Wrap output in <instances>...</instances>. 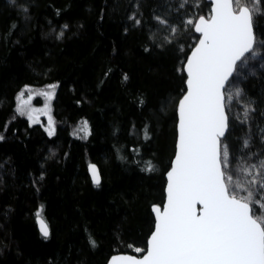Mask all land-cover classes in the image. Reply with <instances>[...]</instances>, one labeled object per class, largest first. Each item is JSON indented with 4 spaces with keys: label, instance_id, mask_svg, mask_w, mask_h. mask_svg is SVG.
I'll use <instances>...</instances> for the list:
<instances>
[{
    "label": "trees",
    "instance_id": "trees-1",
    "mask_svg": "<svg viewBox=\"0 0 264 264\" xmlns=\"http://www.w3.org/2000/svg\"><path fill=\"white\" fill-rule=\"evenodd\" d=\"M28 3L31 19L25 22L7 0H0V135L6 136L0 143V264H106L114 254L141 255L134 249L146 244L154 219L151 205L164 201L165 174L174 155L173 112L159 109L161 98L174 95L180 85L175 53L168 49L149 56L143 51L147 34L124 35L122 20L132 0ZM206 3L201 0V5ZM14 23L17 31L6 41ZM64 23L70 27L56 40ZM259 23L264 25V17ZM192 43L186 40L188 54ZM109 67L112 74L97 87ZM48 68L47 76L37 75ZM123 72L130 76L126 86L121 83ZM52 83L59 86L52 103L56 135L50 138L41 125L15 116L14 110L23 87ZM246 87L257 107L252 150L260 151L264 80L253 78ZM139 93L148 101L144 109L132 103ZM84 120L91 135L77 131ZM146 123L152 136L148 141L143 135ZM247 131L236 128L234 146ZM133 148L145 157L142 167L156 165L154 173L142 172L133 163L139 159ZM50 150L55 156L46 159ZM91 163L99 169L98 186L87 173ZM41 171L45 179L36 193L31 181ZM41 207L51 231L47 240L35 222ZM89 235L96 248L89 245Z\"/></svg>",
    "mask_w": 264,
    "mask_h": 264
},
{
    "label": "snow or ice",
    "instance_id": "snow-or-ice-1",
    "mask_svg": "<svg viewBox=\"0 0 264 264\" xmlns=\"http://www.w3.org/2000/svg\"><path fill=\"white\" fill-rule=\"evenodd\" d=\"M7 3L25 22L31 19L28 0ZM56 14L59 16L60 10ZM260 17H264V0H210L203 5L201 0H132L122 20L124 35L134 31L147 34L144 53L153 56L172 49L179 64L174 71L180 85L174 95L161 98L159 109L164 114L169 108L173 112L174 159L166 170V200L151 205L154 219L146 244L134 249L143 255H114L109 264H264V128L260 129L261 150L253 151L251 129L257 107L246 87L253 78L264 80V25L259 23ZM69 27L64 23L55 39H63ZM17 28L12 24L4 39L10 41ZM186 40H194L190 54ZM12 42L18 44L19 40ZM50 72L48 68L37 75L44 77ZM112 72L109 67L97 87H103ZM129 80V74L123 72L121 83L126 86ZM58 86L52 83L43 90L25 86L16 96L15 114L34 121V113L40 110L33 100L42 97L43 111H48L47 102L55 98ZM132 103L144 109L148 101L139 93ZM48 120L45 131L51 138L56 128L51 115ZM238 126L242 132L248 131L237 137L234 146L232 137ZM77 131L91 135L88 121ZM149 132L146 123L145 141L152 139ZM5 140L6 136L0 135V143ZM132 153L139 157L133 163L142 172L156 171L154 163L141 166L145 157L139 149L133 148ZM54 156L50 150L46 159ZM90 170L93 182L99 185L96 166L90 165ZM44 179L41 171L31 181L36 193ZM43 211L42 207L36 211V223L47 240L51 231ZM88 243L97 247L91 235Z\"/></svg>",
    "mask_w": 264,
    "mask_h": 264
},
{
    "label": "rangeland",
    "instance_id": "rangeland-1",
    "mask_svg": "<svg viewBox=\"0 0 264 264\" xmlns=\"http://www.w3.org/2000/svg\"><path fill=\"white\" fill-rule=\"evenodd\" d=\"M50 85V84H49ZM47 85L45 86H41V87H30V88H34V89H37V90H43L45 89ZM25 89V87H23L20 91H23ZM56 90L57 88L55 89V94H56ZM19 91V92H20ZM27 95L28 93L25 92V99L27 98ZM33 106L36 108V109H39L40 111H38L37 113H34V116H35V119L34 121L30 122L26 116L22 117V118H25L29 121L30 124H39L43 127V129H46L48 127V124H49V120H48V116L51 115L52 116V119L53 121L55 122L54 118H53V115H52V103H53V99L51 101H48V111H43L44 109V105H45V100L42 98V97H39L37 96L34 100H33ZM16 104H17V101L15 103V107H16ZM15 116H17L15 114ZM19 117V116H17ZM56 125V123H55Z\"/></svg>",
    "mask_w": 264,
    "mask_h": 264
},
{
    "label": "water",
    "instance_id": "water-1",
    "mask_svg": "<svg viewBox=\"0 0 264 264\" xmlns=\"http://www.w3.org/2000/svg\"><path fill=\"white\" fill-rule=\"evenodd\" d=\"M208 2H210V0H207ZM189 54H190V52H189ZM172 159H174V155H173V157H172ZM90 165H95V164H89L88 165V167H87V173H88V176H89V179H90V181H91V183L93 184V185H95V186H98L97 184H95L94 182H93V176H92V172H91V170H90ZM96 166V165H95ZM96 168H97V170H98V173H99V169H98V167L96 166ZM98 179H99V181L101 182V176H100V173H99V176H98ZM99 185H100V183H99ZM165 188H166V174H165ZM165 188H164V201H163V203L165 202V200H166V193H165ZM162 203V204H163ZM153 215V218H154V214H152ZM35 222H36V218H35ZM36 227H37V230H38V232L40 233V231H39V225L36 223ZM41 235V234H40ZM114 255H132V254H128V253H120V254H114ZM114 255H112V256H114ZM143 255V253L141 254V255H132V256H142ZM112 256L108 259V261H107V263L106 264H109V261L111 260V258H112Z\"/></svg>",
    "mask_w": 264,
    "mask_h": 264
}]
</instances>
